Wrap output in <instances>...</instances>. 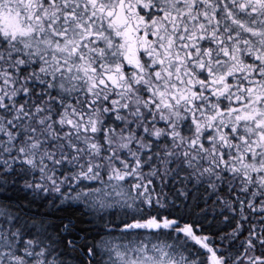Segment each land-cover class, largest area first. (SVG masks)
I'll return each instance as SVG.
<instances>
[{"label": "snow or ice", "instance_id": "snow-or-ice-1", "mask_svg": "<svg viewBox=\"0 0 264 264\" xmlns=\"http://www.w3.org/2000/svg\"><path fill=\"white\" fill-rule=\"evenodd\" d=\"M0 264H264V0H0Z\"/></svg>", "mask_w": 264, "mask_h": 264}]
</instances>
